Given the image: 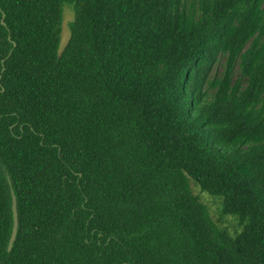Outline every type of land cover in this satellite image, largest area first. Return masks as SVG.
Listing matches in <instances>:
<instances>
[{
	"label": "trees",
	"instance_id": "1",
	"mask_svg": "<svg viewBox=\"0 0 264 264\" xmlns=\"http://www.w3.org/2000/svg\"><path fill=\"white\" fill-rule=\"evenodd\" d=\"M0 264H264V0H0Z\"/></svg>",
	"mask_w": 264,
	"mask_h": 264
},
{
	"label": "rangeland",
	"instance_id": "2",
	"mask_svg": "<svg viewBox=\"0 0 264 264\" xmlns=\"http://www.w3.org/2000/svg\"><path fill=\"white\" fill-rule=\"evenodd\" d=\"M220 70H222L221 65H219L218 68L216 67L215 69V71ZM191 183L194 193L200 196L202 201L209 206L210 214L218 225H220L221 227H227L232 233L240 230L238 220L235 217L226 216L220 218V208L222 206V201L220 198L213 197L209 193L203 192L195 182L192 181Z\"/></svg>",
	"mask_w": 264,
	"mask_h": 264
},
{
	"label": "water",
	"instance_id": "3",
	"mask_svg": "<svg viewBox=\"0 0 264 264\" xmlns=\"http://www.w3.org/2000/svg\"><path fill=\"white\" fill-rule=\"evenodd\" d=\"M74 19V14L69 9L64 10V16H63V22H62V31H61V40H60V46L58 50L59 57L62 56L63 52L67 48V46L70 43L71 37H72V31L70 29L69 23ZM13 211H14V227H13V233L11 236L10 244H9V250H12L13 245L15 243L17 233H18V227H19V215H18V209H17V198L15 194L13 193Z\"/></svg>",
	"mask_w": 264,
	"mask_h": 264
}]
</instances>
